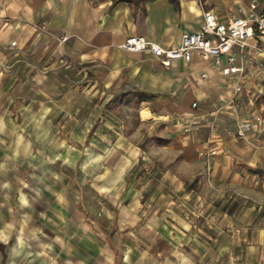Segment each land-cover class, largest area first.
Wrapping results in <instances>:
<instances>
[{"label": "crops", "instance_id": "0c3cea01", "mask_svg": "<svg viewBox=\"0 0 264 264\" xmlns=\"http://www.w3.org/2000/svg\"><path fill=\"white\" fill-rule=\"evenodd\" d=\"M177 1L0 0V264H264V36L237 50L248 74L238 94L198 53L166 68L122 47L133 35L177 46L204 10L226 20L253 1L264 12V0ZM59 51L68 67L47 61ZM33 150L53 168L57 150L73 171L79 163L78 208L87 189L113 209H81L78 226H8L22 184L11 164Z\"/></svg>", "mask_w": 264, "mask_h": 264}, {"label": "built area", "instance_id": "2783aa9c", "mask_svg": "<svg viewBox=\"0 0 264 264\" xmlns=\"http://www.w3.org/2000/svg\"><path fill=\"white\" fill-rule=\"evenodd\" d=\"M250 11L244 17L230 16L222 20L218 12L212 9L203 11V22L200 29L195 32H185L181 36L180 43L177 46L166 47L157 42H153L141 35L128 37L122 44V47L131 52H149L163 66L169 68L175 60L184 59L191 61L193 54L198 53L202 58L210 59L212 67L218 68L222 74L229 78V83L236 94L243 91L245 82L248 79L247 68L245 64L238 63V51L242 52L249 46L248 39L254 36H264V12L258 10L257 2L250 3ZM46 31L42 25H37ZM59 45H62L69 39V35L58 36L51 33ZM15 41L11 43L12 46ZM255 53L261 55L264 53V47L257 46ZM57 60L59 65L69 66L65 55L59 51L57 55H49V63ZM259 70H264V57L256 62ZM204 77L207 74H203ZM194 105H196L194 103ZM256 121L261 117L256 116ZM177 124L183 126L184 132L191 130V122L182 119L176 120ZM250 121L241 122L237 126V135L245 136L246 132L252 128ZM199 154L209 159L218 154L217 148H203Z\"/></svg>", "mask_w": 264, "mask_h": 264}, {"label": "rangeland", "instance_id": "374dc122", "mask_svg": "<svg viewBox=\"0 0 264 264\" xmlns=\"http://www.w3.org/2000/svg\"><path fill=\"white\" fill-rule=\"evenodd\" d=\"M67 159L69 160V157ZM51 162L53 161L48 156L47 150H33V153L26 158H17V161L11 164L14 169L11 174L12 178L22 182V184L19 187L20 193L12 205L16 211L14 218L11 215V205H8V226H54L62 228L70 226L69 222L73 223L72 226H78L82 225L83 220H80L75 214L77 213L82 216L79 213L82 212L81 209H85L89 214L93 215L97 214L96 212L98 211L100 212L104 205H108V207L113 209L111 204L105 201L100 203L94 197L95 194L93 192L91 193V197L87 196V193H89L87 189L83 192L84 201L81 202V208H78L77 202L79 200L80 189L75 184V180L79 181L80 177L78 171L79 163H77L73 171L71 165L65 163L67 160L63 159L58 150L54 168L51 166ZM48 166L50 167V171H48ZM65 194L73 198L70 204L62 203L61 198ZM53 198L55 199V203H53ZM87 198L88 200L91 199V203L87 201ZM52 207L57 212L55 218L45 215L46 212L53 211ZM65 209L70 212L68 214L69 219L60 218V215H58V212Z\"/></svg>", "mask_w": 264, "mask_h": 264}, {"label": "trees", "instance_id": "16d2710c", "mask_svg": "<svg viewBox=\"0 0 264 264\" xmlns=\"http://www.w3.org/2000/svg\"><path fill=\"white\" fill-rule=\"evenodd\" d=\"M114 2L116 1H127L131 4V6H133V8L136 10V9H144V6H145V3L148 2V1H151V0H113ZM175 6H178V1L177 0H170ZM203 4V7L205 8V0H200ZM206 9V8H205ZM136 97L137 99L140 101L141 99L143 98H146L148 97L146 93H143V92H137L136 93ZM137 102V106H139V103L140 102ZM257 172L261 173L264 175V170L262 169H258L256 170Z\"/></svg>", "mask_w": 264, "mask_h": 264}, {"label": "bare ground", "instance_id": "6f19581e", "mask_svg": "<svg viewBox=\"0 0 264 264\" xmlns=\"http://www.w3.org/2000/svg\"><path fill=\"white\" fill-rule=\"evenodd\" d=\"M146 114V113H145Z\"/></svg>", "mask_w": 264, "mask_h": 264}]
</instances>
